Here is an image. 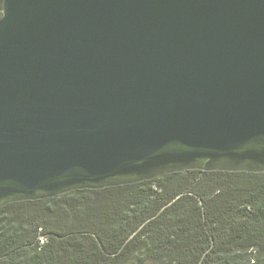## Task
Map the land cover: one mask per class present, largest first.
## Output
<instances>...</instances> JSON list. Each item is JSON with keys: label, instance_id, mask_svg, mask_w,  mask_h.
Returning a JSON list of instances; mask_svg holds the SVG:
<instances>
[{"label": "water", "instance_id": "95a60500", "mask_svg": "<svg viewBox=\"0 0 264 264\" xmlns=\"http://www.w3.org/2000/svg\"><path fill=\"white\" fill-rule=\"evenodd\" d=\"M187 170L264 172V0H0V208Z\"/></svg>", "mask_w": 264, "mask_h": 264}, {"label": "trees", "instance_id": "16d2710c", "mask_svg": "<svg viewBox=\"0 0 264 264\" xmlns=\"http://www.w3.org/2000/svg\"><path fill=\"white\" fill-rule=\"evenodd\" d=\"M0 264H264V172L187 170L10 203Z\"/></svg>", "mask_w": 264, "mask_h": 264}, {"label": "built area", "instance_id": "2783aa9c", "mask_svg": "<svg viewBox=\"0 0 264 264\" xmlns=\"http://www.w3.org/2000/svg\"><path fill=\"white\" fill-rule=\"evenodd\" d=\"M41 243H42V244H44V243H45V240H44V239H42V240H41Z\"/></svg>", "mask_w": 264, "mask_h": 264}]
</instances>
